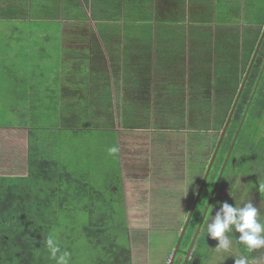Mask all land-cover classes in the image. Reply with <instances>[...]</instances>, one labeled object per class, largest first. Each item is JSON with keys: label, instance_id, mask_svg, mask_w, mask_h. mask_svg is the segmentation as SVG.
Wrapping results in <instances>:
<instances>
[{"label": "trees", "instance_id": "trees-1", "mask_svg": "<svg viewBox=\"0 0 264 264\" xmlns=\"http://www.w3.org/2000/svg\"><path fill=\"white\" fill-rule=\"evenodd\" d=\"M36 1L33 9L0 8V127L28 129L27 174H0V264H56L45 246L49 235L61 253H70V264H134L126 226L119 236L115 204L124 189L117 114L124 126L133 121L122 107L115 112L124 91L115 86L151 90L153 81L177 72L184 81L162 94L168 102L182 97L189 131H214L212 153L227 125L173 262L184 264L193 246L187 264H207L217 245L205 230L208 203L210 213L228 203L219 194L230 177L257 186L264 179V0H178L176 19L152 0H45L41 10ZM57 20L67 47L55 68L40 63L44 48L26 38ZM72 47L82 55L77 70L70 69ZM15 81L20 85L12 88ZM7 90H14L17 105L4 106ZM8 110L20 120L7 121ZM90 117L102 121L94 125ZM112 146L119 151L109 154ZM112 171L118 185L101 176L109 179ZM238 248L243 257L260 258L257 250Z\"/></svg>", "mask_w": 264, "mask_h": 264}, {"label": "rangeland", "instance_id": "rangeland-1", "mask_svg": "<svg viewBox=\"0 0 264 264\" xmlns=\"http://www.w3.org/2000/svg\"><path fill=\"white\" fill-rule=\"evenodd\" d=\"M62 1V0H61ZM154 3L155 0H152ZM159 1L158 6H163L164 10L168 12V19L172 18H178L180 15V11L182 10V6H180V3H178V0H156ZM78 4H71V7L78 8ZM154 6V5H153ZM3 7V6H2ZM155 7V6H154ZM86 13L90 16L91 11L88 10V8L85 5ZM166 14V13H162ZM58 21H54L49 23L48 21H44L43 23L39 24V27L33 28L34 31L33 37H24L21 35L20 40L23 42H28L27 45H30V43H36L40 44V47L44 48V52L47 54L45 57V61H41L40 63L43 64H51L55 68L58 66L56 62H63L62 56L63 52H61L67 43L66 40H63L64 37L61 33L62 28L59 27ZM71 22L75 25V20H71ZM5 32V30H3ZM39 34H42L40 36ZM53 37L52 39L50 38ZM16 39H13L15 41ZM25 41V42H26ZM22 45V44H21ZM71 45V44H70ZM8 47V46H5ZM67 46H65L66 48ZM74 48V47H72ZM75 49V48H74ZM72 49H70L71 51ZM19 51V50H17ZM69 57L71 58V61L73 64H70L71 70H77V64L81 61V53L77 52V49H75L72 53H68ZM77 55H80L79 57ZM60 57V60H59ZM17 58V57H15ZM134 58V57H133ZM27 61L30 60V57H26ZM19 62H21L24 65L22 55L18 58ZM81 70H86V68H82ZM121 75V74H119ZM173 75V74H172ZM170 75L169 78L173 79V76ZM180 78V77H178ZM7 82V81H6ZM18 83V81H15L13 85H11L12 88L15 87V85ZM20 85V84H17ZM22 85V84H21ZM158 85V84H157ZM156 86V85H155ZM10 87V88H11ZM11 88V89H12ZM136 88V87H135ZM14 90H7L6 100L4 101V106H9L11 104L17 105L18 102H12L13 101V92ZM86 94V92H84ZM130 94L131 103L130 107L122 106L121 113L122 115L126 114L127 116H131L128 119H131L133 123L128 126H124L120 120H122L121 116L117 114V118L119 121V125L116 124V128L118 126V130H123L121 133V139L123 142L128 144L130 141H133L132 137H134V133H138L135 135L136 137H140L141 144H137L134 148L136 149V158H139L140 164H142L141 168L139 169L140 172V181L135 183L134 185L137 186V184H141V194L140 198L142 199L141 202H134L136 197L133 196V192L131 189L132 186H129V181L125 180L123 182V188H125L126 194L124 195V189L122 191V187H119L118 195H115L117 198L115 201L116 207H117V218L119 220V236L122 239L124 237V234L122 235V232L124 230V226H126V230L129 233L128 238L131 242V249L133 252V260L134 264H169L171 257L173 255V252L177 248V243L180 238V233L182 231V228L184 226V222L189 216H187V209L186 207L188 205H184V219H170L165 217V213H162L163 217L159 213H153L154 210L157 208V195L159 188L155 185V178L153 177L151 182L152 186H149V178L146 177V173H148L147 169H150V166L156 161L154 160V156L150 153L152 150V145H146V141L148 139L146 138V135L148 134L147 131L150 129V133L152 134H158L161 135V129L163 128H177V127H184V188L189 187V177L192 180V176L189 175V177L185 176L186 174H189L193 169H197V171H200L202 173V177L207 169L209 168V165L212 161V157L214 153H212L213 144L215 143V140L217 139V136L215 135L214 131H209L206 133L196 132L192 131V129L189 131L190 128L184 122L181 120H174V122L169 121V117L172 114H179L182 115L184 113V105L182 106L180 102L170 101L168 102L165 99V95L162 94V92L158 89V86L155 89L148 90V88H136L135 92H128ZM0 109L3 106V98L2 94L0 95ZM121 107L120 103L115 104V112H118V109ZM149 112V114L155 116V122L151 124H146L147 121L144 120V118L149 117V114H146V112ZM139 111L140 115H135ZM135 112V113H134ZM7 121L10 119H15L14 121L20 120L21 116H18L17 114H14L12 110L7 111ZM184 115V114H183ZM139 116V117H138ZM142 117V118H140ZM4 120V117L0 115V120ZM183 123V124H182ZM94 125H97L98 123L93 122ZM182 125V126H181ZM149 126V127H148ZM176 126V127H172ZM134 128V129H133ZM194 130V129H193ZM188 135H187V134ZM191 136H190V134ZM195 133V134H194ZM133 134V135H131ZM193 134V135H192ZM204 134V135H203ZM28 135V131L25 128H19V127H0V173H7L8 175H19V174H26L27 171V154H26V138ZM191 137V138H190ZM142 138V139H141ZM213 138V140H212ZM177 139V138H175ZM190 139L192 140V145H194L195 151L192 152V148L188 149V144L190 142ZM172 140V139H171ZM207 141V143H206ZM167 147L172 148L175 144H171L170 141L166 140ZM173 142V141H172ZM211 145V147L209 146ZM206 147V150L204 148ZM129 145L122 146V150H125V159L127 160L126 165H132L136 164V161L129 159V151H130ZM156 149V146L154 147V150ZM215 152V151H214ZM195 153V154H193ZM149 161H148V156ZM188 155V156H187ZM116 162L114 159L112 160ZM213 166V165H212ZM152 167V166H151ZM122 168V163H121ZM201 168V169H200ZM188 169V170H187ZM212 169V168H211ZM213 170V169H212ZM146 171V173L144 172ZM188 171V172H187ZM198 174V176H199ZM205 174V176H206ZM209 175V173H208ZM101 176H104V179L106 181H111L115 183V185H118V174L115 171H112L110 173V178L107 179L105 176V173L101 174ZM197 176V178H198ZM124 177V176H123ZM202 177L197 179L198 182L197 185L203 184L204 179ZM186 178V182H185ZM124 181V179H123ZM218 182L220 179L217 180ZM242 182L241 185H238L239 188L237 191V194L235 193L234 197L235 199H232L229 195L226 200H228V203H233L237 205H242L244 202H247L248 200H251V202L256 206L261 213H264V208H260V206H257L256 201L255 203L253 200V192L260 191L259 186H257L256 182L252 184L249 188H247L246 191H244V184L245 181L239 180ZM100 183H104L103 180L100 181ZM133 183V182H132ZM133 185V184H132ZM202 186V185H201ZM200 186V188H201ZM254 186V187H253ZM221 192V195L228 193V188H225ZM145 191H147L148 195H145ZM122 192V194H121ZM262 193V196L264 197V191H260ZM199 195V191L197 196ZM201 195V194H200ZM220 195V194H219ZM199 198V197H198ZM132 200V203H131ZM197 198L196 201L197 202ZM225 200V199H224ZM193 201V200H192ZM169 203V202H168ZM133 204V205H132ZM192 204V202H191ZM195 204V203H194ZM168 204H166L167 206ZM211 204L208 203L206 211L204 213V219L205 221L208 220V216L210 214V206ZM191 206V205H190ZM142 208V215L146 214L144 211L147 207H149L150 212L148 215L152 216V214H155L152 218H138L136 215V211H138V215H141L139 212ZM211 212V214L215 215V209ZM170 208L167 210V213L169 215ZM128 211H131L130 214ZM136 216V218H132ZM204 221V220H203ZM203 221L201 223V226L203 225ZM211 223L212 221H206L205 225L207 223ZM215 241L218 240L215 239ZM235 241V240H234ZM258 252V250H257ZM260 253L263 254V256H260L259 259L250 260V264H264V249H260ZM182 254V252L177 253L176 255V261L177 258H179V255ZM234 254L237 258L241 257L242 254L239 252L238 245L235 246ZM235 256L232 255H220L215 252V250L212 252V257L208 261L207 264H235L236 260ZM175 260V259H174ZM222 261V262H221Z\"/></svg>", "mask_w": 264, "mask_h": 264}, {"label": "crops", "instance_id": "crops-1", "mask_svg": "<svg viewBox=\"0 0 264 264\" xmlns=\"http://www.w3.org/2000/svg\"><path fill=\"white\" fill-rule=\"evenodd\" d=\"M45 2H46L45 0H37L36 1V9L41 10L43 8V5L45 4ZM151 2H152V5L155 6V7L154 6L153 7L156 9L159 1L155 0L156 3H154L153 1H151ZM13 4H14V6H17L18 8L27 6L29 9L30 8L33 9V6H34V4L32 3V0H0V5L3 6L0 8H3L5 10L11 9V5H13ZM62 6H64V4H62ZM179 74H180L179 72L175 73L176 78L171 79V80L166 79L162 82L153 81L150 89L156 90V88L158 86V89L160 91H163L162 93H164V90L167 92V90H173L175 88H179V84L184 81V78H181V77L178 78ZM118 77H119V75H118ZM157 83H158V85H157ZM125 86L126 85L122 86V82H119V83H117V85L115 87H117V89L122 87L124 90L123 94H125V95L123 96V94H122L121 98L119 100L121 107L122 106L130 107V103L132 102L131 101L132 97H130V94L128 92L129 91L135 92L136 88L135 87H125ZM113 87H114V85H113ZM173 100L175 102H178V100L179 101L182 100V97L174 98ZM182 104H184V102H181V105ZM150 111H151V109L148 112H146V114H149ZM151 114H149V117L144 118V120L147 121L146 124H151V123L155 122L156 118L154 115H151ZM183 114L182 115L172 114L169 117V121L174 122V120H179V121L181 120L182 122H184V115ZM135 115H136V117H137V115H140L139 111L137 112V114L135 113ZM140 118H142V117H140ZM101 121H102L101 118H95V119L93 117L89 118L90 123L96 122L99 124V122H101ZM116 124L119 125V121H117ZM131 124H132V122L129 125H131ZM172 127H176V126H172ZM260 127H261L260 136H261L262 142L264 143V117H263V120L261 122ZM25 129L28 131L27 128H25ZM117 130H118V126H117ZM122 130H118V131H119V145H120V157H121V163H122V173L124 176L123 179H124V182H125V180L129 181V184H130L129 186H132V188H128V189H131L132 191H134L133 196L136 197L134 202L139 203L142 200L139 197L141 194V189H140L141 184L138 183L137 186H135L134 184L141 180L140 174H139V172H140L139 169L141 168L142 164L138 163L139 158L137 159L135 157L136 156V149L134 147L137 146V144H139V145L141 144V142L138 141V140H140V137L138 136L135 139V135L138 133H134V137H132V139L134 138L133 141H130L128 144H126L121 139V133L120 132ZM161 130H162L160 133L161 135H158L157 133L156 134L154 133L151 135L150 129L147 131L148 134H144V135H146V138H144V140L148 139L146 141V145H152V150L150 151L149 154L150 155L152 154L154 156V160L156 159V161L154 163V167L152 164L151 165L152 167L150 166V169L149 168L147 169L148 173H146V171H144L146 173V177L149 178V180H150L149 186H152L151 180L154 177L155 178V185L159 188L158 195H157V199H158L157 208H156V210L153 211V213H155V214L159 213L162 217H163L162 213H165V217L170 218V219L171 218L172 219H184L185 217L188 216V213H189V210L191 207L190 206L191 202H192V200H193V198L197 192L198 182L196 180L198 178L200 179L202 177V173L199 174L200 171H197V169L190 170L191 172L189 174H186L185 176L189 177V175H191L192 180H190L191 178L189 177V185H188L189 187L184 188V173H185L184 172V127H177L175 129H173V128H164L163 129L162 128ZM203 133H206V132H203ZM131 135H133V134H131ZM190 136H191V134H190ZM175 138H177V139H175ZM166 140L170 141L171 144L174 143L175 145L172 148L167 147L168 145H167ZM212 140H213V138H212ZM206 143H207V141H206ZM125 145H129V147L131 148L129 151V156H130L129 159L136 161V164L134 163V164L128 165V166L126 165L127 160L125 159V150L124 151L122 150V146H125ZM211 145L213 147V142ZM211 145H209V146L211 147ZM155 146H156V149L154 150ZM188 149H191L192 152L195 151L194 145H192L191 139H190V142L188 144ZM204 150H206V147L204 148ZM26 154L28 157V135L26 138ZM193 154H195V153H193ZM150 155L148 156V161H149ZM26 160H27V158H26ZM27 172H28V169L26 171V174H27ZM0 174L8 175L7 173H0ZM26 174H19V175H26ZM198 174H199V176H198ZM197 176H198V178H197ZM240 179L245 181L244 191H246L247 188H249L253 184L248 177H242ZM239 180H237L236 178L230 177L227 181V184L221 190V192L224 190L223 193H225V191H226L225 188L227 187L228 193L221 195V192H220V197L222 199L226 200L227 197H229V195H230V197L232 199H234L235 198L234 195H235V193L237 194V191L239 189L237 187L238 182H239V185L242 184V182H240ZM185 182H186V178H185ZM261 183H264V179L261 180ZM252 194H253V200L252 201L254 203L256 201L257 206H260V208L261 207L264 208V197L262 196V193L260 191H256V192L254 191ZM124 195H127L126 191H125ZM145 195H148L147 191H145ZM226 201H228V200H226ZM131 203H132V200H131ZM232 203H234V201ZM166 204H168V205L166 206ZM188 204H189V206L186 207V209H187L186 210L187 216H186V215H184V205H188ZM194 207H195V205L193 206L192 210L194 209ZM169 208H170V210L168 211L169 212V215H168L167 210ZM192 210H191V212H192ZM128 212L130 214L131 211H128ZM137 212L138 211H136L135 213L137 214L136 216L138 218H142V217L143 218H152L155 215V214H152V216L148 215V213L150 212L149 207H147L146 210L144 211L146 213L144 215L141 214L143 211H142V208L140 209V207H139V212L141 215H138ZM136 216H134L132 218H136ZM183 228H184V226H183ZM183 228H182V230H183Z\"/></svg>", "mask_w": 264, "mask_h": 264}, {"label": "clouds", "instance_id": "clouds-1", "mask_svg": "<svg viewBox=\"0 0 264 264\" xmlns=\"http://www.w3.org/2000/svg\"><path fill=\"white\" fill-rule=\"evenodd\" d=\"M118 151L116 146L108 149L109 154ZM259 190L264 191V183L260 184ZM209 220L212 222L206 224L205 230L208 236L218 240L214 247L217 254L236 257L234 254L236 245H243L249 253L264 249V213H261L251 200L235 206L223 202L214 217L209 214ZM236 233H239V236H236L234 241L233 235ZM45 246L56 264H70V253L67 251L61 253L60 245L52 235L47 237ZM235 264H250V261L247 257L241 256L236 257Z\"/></svg>", "mask_w": 264, "mask_h": 264}, {"label": "water", "instance_id": "water-1", "mask_svg": "<svg viewBox=\"0 0 264 264\" xmlns=\"http://www.w3.org/2000/svg\"><path fill=\"white\" fill-rule=\"evenodd\" d=\"M260 44H261V42H259V46H260ZM259 46H258V49H259ZM253 62H254V59L252 60V63H253ZM257 86H258V84L256 85V87H257ZM242 87H243V85H242ZM233 111H234V108L231 110V115H232ZM231 115H230L229 119L231 118ZM226 128H227V125L225 126L224 130L222 131V137H223V135H224V133H225V131H226ZM222 137H221V139H220V141H219V143H218V146H217V148H216V150H215V152H214V155H213V157H212V161H211V163H210V165H209V168L207 169V174H206L205 179H204V182H203V184H202V186H201V188H200V190H199V195L197 196V199H198V197L200 196L201 191H202V189H203V187H204V184H205L206 179H207V177H208V173H210V171H211V168H212V165H213L214 159H215V157H216V154H217V152H218V150H219V147H220V144H221V141H222ZM235 142H236V138H235V140H234V142H233V146H234ZM230 153H231V151H230ZM230 153L228 154L226 161L228 160ZM224 167H225V165H224ZM224 167H223L221 173L223 172ZM220 176H221V174H220ZM219 178H220V177H219ZM217 185H218V183L216 184V187H217ZM216 187H215V188H216ZM194 205H196V202H195ZM192 212H193V210H192ZM192 212H191V214H192ZM189 219H190V217L188 218L187 223H186V225L184 226V228H183V230H182V232H181V236H180V239H179V241H178L177 248H176L175 251L173 252V255H172V257H171V260H170L169 264H173L174 259H175L176 255H177V253H178V251H179V249H180V244H181L182 239H183V237H184V234H185V231H186V228H187V225H188ZM201 227H202V226L200 225V227H199V229H198V231H197V235L200 233ZM195 241H196V238L194 239V242H195ZM192 249H193V246L191 247V249H190V251H189V254H188L187 257H186L184 264H187V262H188V260H189V257H190V254H191V252H192Z\"/></svg>", "mask_w": 264, "mask_h": 264}, {"label": "flooded vegetation", "instance_id": "flooded-vegetation-1", "mask_svg": "<svg viewBox=\"0 0 264 264\" xmlns=\"http://www.w3.org/2000/svg\"><path fill=\"white\" fill-rule=\"evenodd\" d=\"M258 255H259V256H263V254L260 253V250H258Z\"/></svg>", "mask_w": 264, "mask_h": 264}]
</instances>
